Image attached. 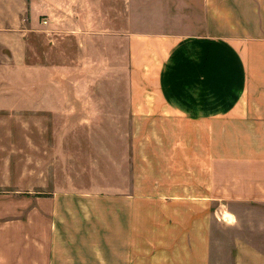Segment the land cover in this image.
<instances>
[{
  "label": "crops",
  "instance_id": "0c3cea01",
  "mask_svg": "<svg viewBox=\"0 0 264 264\" xmlns=\"http://www.w3.org/2000/svg\"><path fill=\"white\" fill-rule=\"evenodd\" d=\"M4 70L0 109L120 78L152 132L104 195L0 192V264H264V0H0Z\"/></svg>",
  "mask_w": 264,
  "mask_h": 264
},
{
  "label": "rangeland",
  "instance_id": "374dc122",
  "mask_svg": "<svg viewBox=\"0 0 264 264\" xmlns=\"http://www.w3.org/2000/svg\"><path fill=\"white\" fill-rule=\"evenodd\" d=\"M24 80L11 70L0 73V85L23 86ZM62 82L64 113L0 109V192H26L31 184L42 183L49 192L57 186L61 192L104 195L106 185L131 181L135 175L138 128L146 137L152 132L151 126L136 124L140 115L130 106L138 96L126 93L120 78ZM12 97L2 94L0 101L9 104ZM57 117L63 124H57Z\"/></svg>",
  "mask_w": 264,
  "mask_h": 264
},
{
  "label": "built area",
  "instance_id": "2783aa9c",
  "mask_svg": "<svg viewBox=\"0 0 264 264\" xmlns=\"http://www.w3.org/2000/svg\"><path fill=\"white\" fill-rule=\"evenodd\" d=\"M43 24H46V22H43Z\"/></svg>",
  "mask_w": 264,
  "mask_h": 264
}]
</instances>
